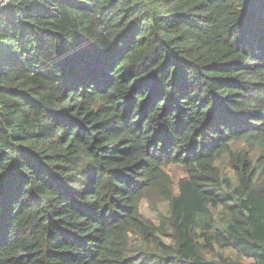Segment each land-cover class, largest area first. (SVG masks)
Listing matches in <instances>:
<instances>
[{
  "label": "trees",
  "instance_id": "1",
  "mask_svg": "<svg viewBox=\"0 0 264 264\" xmlns=\"http://www.w3.org/2000/svg\"><path fill=\"white\" fill-rule=\"evenodd\" d=\"M0 264H264V0H10Z\"/></svg>",
  "mask_w": 264,
  "mask_h": 264
},
{
  "label": "rangeland",
  "instance_id": "2",
  "mask_svg": "<svg viewBox=\"0 0 264 264\" xmlns=\"http://www.w3.org/2000/svg\"><path fill=\"white\" fill-rule=\"evenodd\" d=\"M167 171L170 173V175L173 177V180L175 183L182 177H184V171L180 166H170ZM157 205V206H156ZM153 207L150 202L145 199L141 203V211L143 215L154 222L159 221V216L161 213H166L168 204L166 202L160 201Z\"/></svg>",
  "mask_w": 264,
  "mask_h": 264
},
{
  "label": "built area",
  "instance_id": "3",
  "mask_svg": "<svg viewBox=\"0 0 264 264\" xmlns=\"http://www.w3.org/2000/svg\"><path fill=\"white\" fill-rule=\"evenodd\" d=\"M10 0H0V13L6 7Z\"/></svg>",
  "mask_w": 264,
  "mask_h": 264
}]
</instances>
